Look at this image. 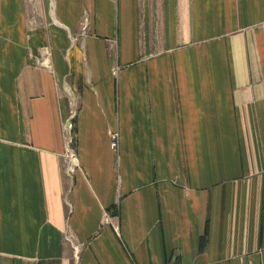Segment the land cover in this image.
<instances>
[{
	"label": "crops",
	"instance_id": "obj_1",
	"mask_svg": "<svg viewBox=\"0 0 264 264\" xmlns=\"http://www.w3.org/2000/svg\"><path fill=\"white\" fill-rule=\"evenodd\" d=\"M0 264H264V0H0Z\"/></svg>",
	"mask_w": 264,
	"mask_h": 264
},
{
	"label": "built area",
	"instance_id": "obj_2",
	"mask_svg": "<svg viewBox=\"0 0 264 264\" xmlns=\"http://www.w3.org/2000/svg\"><path fill=\"white\" fill-rule=\"evenodd\" d=\"M68 127L66 128V137H65V143H66V155H65V164H66V172L67 174L71 175L75 173L76 169L79 166L78 158L75 154V150L73 147L74 144V136L72 131V125L71 123L67 124ZM117 135H112V146L115 148L117 146Z\"/></svg>",
	"mask_w": 264,
	"mask_h": 264
}]
</instances>
